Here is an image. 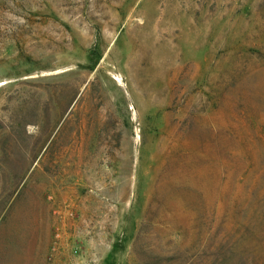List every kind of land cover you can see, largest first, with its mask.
<instances>
[{
    "label": "rangeland",
    "instance_id": "1",
    "mask_svg": "<svg viewBox=\"0 0 264 264\" xmlns=\"http://www.w3.org/2000/svg\"><path fill=\"white\" fill-rule=\"evenodd\" d=\"M0 264H264V0H0Z\"/></svg>",
    "mask_w": 264,
    "mask_h": 264
},
{
    "label": "built area",
    "instance_id": "2",
    "mask_svg": "<svg viewBox=\"0 0 264 264\" xmlns=\"http://www.w3.org/2000/svg\"><path fill=\"white\" fill-rule=\"evenodd\" d=\"M73 254H77V250L76 249L74 250Z\"/></svg>",
    "mask_w": 264,
    "mask_h": 264
}]
</instances>
